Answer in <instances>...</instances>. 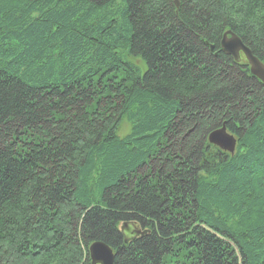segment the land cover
Wrapping results in <instances>:
<instances>
[{"label":"trees","instance_id":"obj_1","mask_svg":"<svg viewBox=\"0 0 264 264\" xmlns=\"http://www.w3.org/2000/svg\"><path fill=\"white\" fill-rule=\"evenodd\" d=\"M225 31L264 64V0H0V264H264V84Z\"/></svg>","mask_w":264,"mask_h":264},{"label":"water","instance_id":"obj_2","mask_svg":"<svg viewBox=\"0 0 264 264\" xmlns=\"http://www.w3.org/2000/svg\"><path fill=\"white\" fill-rule=\"evenodd\" d=\"M172 1L175 7H178V0ZM220 48L224 54L230 56L235 62L239 60V52H242L249 66L251 75L264 84V64L251 53L249 48L246 47L236 35L230 31H225L222 34ZM207 140L210 144L229 153L234 151L236 144L235 138L226 131L224 125L210 132ZM144 233L145 231H141L131 222H125L121 227V234L124 242L133 240L135 237L143 235ZM88 254L91 264H114L115 254L101 241L91 243L88 246Z\"/></svg>","mask_w":264,"mask_h":264},{"label":"rangeland","instance_id":"obj_3","mask_svg":"<svg viewBox=\"0 0 264 264\" xmlns=\"http://www.w3.org/2000/svg\"><path fill=\"white\" fill-rule=\"evenodd\" d=\"M211 48H212V46H211ZM126 128H127V126H126L125 124H123V126H122V131H125ZM121 134H123V133H121Z\"/></svg>","mask_w":264,"mask_h":264}]
</instances>
